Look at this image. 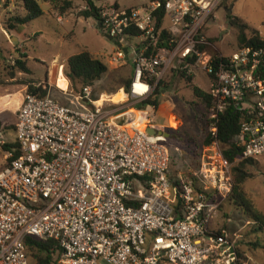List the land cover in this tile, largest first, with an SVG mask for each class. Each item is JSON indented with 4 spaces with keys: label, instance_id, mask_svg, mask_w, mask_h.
Instances as JSON below:
<instances>
[{
    "label": "built area",
    "instance_id": "built-area-1",
    "mask_svg": "<svg viewBox=\"0 0 264 264\" xmlns=\"http://www.w3.org/2000/svg\"><path fill=\"white\" fill-rule=\"evenodd\" d=\"M223 1L147 0L124 8L118 0H89L94 29L114 44L108 65L130 68L129 101L95 106L90 87L79 94L68 88L76 109L49 95L24 96L15 127L19 155L2 151L0 264H29L28 238L52 241L54 264H239L232 237L210 223L231 195L233 166L264 155V48L207 50L209 19ZM182 66L208 78L212 142L196 181L179 176L174 186L165 140L146 133L158 132L147 112L142 130L130 127L128 105L148 102ZM227 109L240 119L234 163L217 140Z\"/></svg>",
    "mask_w": 264,
    "mask_h": 264
},
{
    "label": "rangeland",
    "instance_id": "rangeland-1",
    "mask_svg": "<svg viewBox=\"0 0 264 264\" xmlns=\"http://www.w3.org/2000/svg\"><path fill=\"white\" fill-rule=\"evenodd\" d=\"M20 1L12 0L10 4L13 3L14 6L8 7L6 15L0 14L3 27L9 19L23 16L24 11ZM114 1L110 0L111 3ZM146 1L118 0V4L126 8L144 4ZM72 3V6L70 5L66 10H61L62 5L59 6V9H56L52 8L48 3H41L42 17L20 27L17 31L6 32L17 41V45L12 41L10 42L9 38H7V41L0 31L1 47L6 50L9 49L12 55L16 56L14 49L16 46L23 47L22 51L18 50L17 59L9 60L2 56L0 86L15 87L21 86L20 83L24 81L35 80L36 77L44 79V73L42 72L47 66L52 68L53 71L56 70L57 66L63 67L62 73L64 76L66 60L85 49V51H89L107 67V74L92 87L93 95L97 96V98L102 96L98 105L100 107L101 104L102 107L111 105L117 107V103L123 101L125 97L121 91L113 96L109 95L114 89L111 81L118 78L130 79V68L128 66L112 68L108 65V57L113 53L114 44L103 36L101 31H95L92 28V26L96 25L94 19H85L80 16L82 3L77 0H72ZM9 9L11 10L8 11ZM228 10L231 11L230 16L242 19L264 38V0H224L209 19L206 29V36L211 41V46L207 49L210 53L219 52L223 55H228L238 48L236 42L237 34L227 25ZM55 15L56 17H62V22L57 21ZM25 51L31 58L29 66L28 60L21 58V56L26 57ZM16 60L25 61L31 75L19 72L15 67ZM33 69H37L35 72L36 77L33 74ZM186 76L192 79L191 84H188ZM43 83L48 86V94L52 100L71 109L77 108L74 99L75 95L68 90L66 92L60 90L64 94L56 91L55 87H53L52 77L46 78ZM50 83L51 86H49ZM165 84L168 85V89L162 92L160 103L156 110H135L132 109L133 107L130 109L128 113L130 121L134 115H143L144 120L139 126L131 124V122L129 126L134 125L136 129L142 130L146 123L143 112H147L150 124L158 131H162V134H168L164 145L170 151L173 157V164L175 165L174 168L170 169V173L178 171L183 177L191 170L199 169L196 166L195 157L201 151L207 133L202 122L206 110L200 101L193 96L191 87H198L206 92L209 88L208 78L195 66L189 67L186 73L183 68L177 67L175 71L173 70V72L168 74ZM77 88L79 89V87ZM56 89L58 88L56 87ZM75 91L78 92V90ZM169 129H172V131ZM13 130L11 126H5L1 129L0 142L5 145L16 140ZM2 151L1 146L0 170L4 164ZM247 172L251 177L245 182L244 190L255 208L264 214V155L256 158L254 166L248 168ZM210 228L211 230L218 228L226 230L238 246L239 256L245 257L249 264H264V233L258 232L252 219L245 214L242 208L234 205L230 200V196L222 203L210 223ZM29 264H35L31 254Z\"/></svg>",
    "mask_w": 264,
    "mask_h": 264
},
{
    "label": "trees",
    "instance_id": "trees-1",
    "mask_svg": "<svg viewBox=\"0 0 264 264\" xmlns=\"http://www.w3.org/2000/svg\"><path fill=\"white\" fill-rule=\"evenodd\" d=\"M2 2V0H0ZM83 2L87 5V10H83L80 13V16L89 19L92 18L97 20L95 9L89 0H77ZM22 9L25 13L22 17H14L7 21L4 25V30L9 33L17 30L18 28L29 24L30 22L43 16V11L41 9V3H48L52 8L59 9V6L62 5L61 10H66L70 7L72 0H21ZM72 6V5H71ZM2 5H0V8ZM227 25L230 29H233L236 32V42L238 48L250 47V48H264V38H262L258 31L249 27L242 19L234 16H227ZM211 42V41H210ZM24 58V56H21ZM15 67L19 72H22L25 75H31V72L26 67L25 61L16 60ZM184 72H187L189 67H184ZM175 71V70H174ZM173 72V70H172ZM179 72V71H178ZM107 74V67L97 58L92 56L88 51H82L81 53L69 57L65 62L64 67V77L69 82L70 91L74 94H79L84 88L92 87L95 83L99 82L102 77ZM184 76V75H182ZM188 84H191V78L185 77ZM130 79H112L111 84L113 83L114 89L109 94L110 96L117 94L121 91L124 94V100L119 102L120 105L128 103V86ZM21 85L26 86V95H34L39 98H45L48 95V86L46 83L39 82L36 80L24 81L20 83ZM79 87V89L77 88ZM168 89V85L165 84V81L160 83L157 91L154 96L146 103L136 106V110L146 109L147 106L157 109L160 103V96L164 90ZM75 90H78L76 92ZM75 91V92H74ZM193 96L200 101L206 110L203 117V125L206 129V114L210 105L209 95L200 90L198 87H191ZM101 97L93 95L92 100L95 103V106H99L98 103L101 100ZM94 105L92 106L95 109ZM96 110V109H95ZM130 127L136 129L135 126L131 125ZM170 130V129H169ZM172 131V129L170 130ZM240 132V119L238 113L234 109H227L225 113L221 116L219 125H218V135L217 140L228 149L224 152L225 157L229 162L234 163L235 159L240 155L241 150L236 147L237 138ZM212 142V138L207 135L203 142V147L198 153L196 159V166L199 167L201 156L203 153V148L208 146ZM15 149V157H18L19 151L17 150V144H5L2 146L3 151H11ZM170 157V167L168 171V179L170 183L174 186L179 184L180 173H170V169L174 168L173 157L168 150ZM254 166V159L242 160L233 168V189L230 195V200L234 203L235 206L242 208L247 216H249L254 225L256 226L258 232L264 233V214L259 212L253 202L249 199L248 194L244 190L245 182L250 179L251 175L247 172L248 168ZM197 170H191L181 178L184 181H196ZM176 210L179 211V206L176 207ZM27 254L30 260V254L35 261V264H54V255L52 250L55 244L52 241H38L33 238H28L25 242ZM239 264H249L248 260L245 257L239 256Z\"/></svg>",
    "mask_w": 264,
    "mask_h": 264
},
{
    "label": "crops",
    "instance_id": "crops-1",
    "mask_svg": "<svg viewBox=\"0 0 264 264\" xmlns=\"http://www.w3.org/2000/svg\"><path fill=\"white\" fill-rule=\"evenodd\" d=\"M12 0H2V4L0 3V5H2V7L0 8L1 11V15H6V10L8 9V7H13L14 4H10ZM82 3V8H81V11H83V7H85L84 3L83 2H80ZM133 7H136V6H133ZM11 9H9L8 11H10ZM23 14V13H22ZM25 14V13H24ZM23 14V16H24ZM55 18L57 21L59 22H62V17H56L55 15ZM65 20V19H64ZM95 26V25H94ZM92 28L94 29V27L92 26ZM19 29V28H18ZM17 29V30H18ZM15 30V31H17ZM95 30V29H94ZM0 31L2 32V34L4 35V37L7 39L9 38L10 42L12 41L13 38H11L10 35H8L6 33V31L4 30V27L3 25L1 24V20H0ZM96 31V30H95ZM14 32V31H13ZM37 36V35H36ZM30 40V39H29ZM8 41V39H7ZM17 45V43H16ZM15 49V52H16V56L12 55L11 54V51L8 49H4L3 47H1V44H0V63H1V59H2V56L4 58H7V59H17V56L19 55L18 54V50H21L23 49L20 48V47H17L14 48ZM85 50V49H84ZM87 51V50H86ZM24 52V51H23ZM89 52V51H88ZM90 53V52H89ZM91 54V53H90ZM92 56H94L93 54H91ZM25 60H28V66H29V62L31 60L30 56L26 53L25 51ZM95 57V56H94ZM53 61V60H52ZM105 65V64H104ZM57 66L56 70L53 71L52 68H50L49 66H47L44 71L42 73H44V79H41V78H38L35 76V72L37 71V69H33L34 71V76L36 77V81H39V82H43V81H46V78L48 77H52V81H53V87H55V90L60 92L61 94H63L61 91H59L60 89H56V85H55V81H56V78H57V73H58V69H60L61 73H62V70H63V67H59ZM30 68V67H29ZM131 73V72H130ZM63 75V73H62ZM66 79V78H65ZM41 80V81H40ZM13 81V80H12ZM67 81V79H66ZM68 83V87L66 90H68L69 88V82L67 81ZM21 85V84H20ZM51 86V83L50 85ZM65 90V91H66ZM64 91V90H62ZM26 95V86L24 85H21V86H8V87H2L0 86V130L3 129L5 126H11L13 127V132H14V135H15V127H16V124H17V113H18V110L20 109L21 105H22V102H23V99H24V96ZM49 95V94H48ZM109 101V100H108ZM118 105H120L119 103H117ZM142 105V104H141ZM129 106V110H128V113L130 111V109H135L136 106H140V105H128ZM136 110V109H135ZM149 110V109H148ZM133 111V110H132ZM136 112V111H134ZM138 113H141V112H138ZM145 113V112H143ZM130 116V115H129ZM143 115H134L133 118L131 119V124H134V125H141L143 123V120L144 118L142 117ZM174 117V116H173ZM175 122H177L175 119H174ZM133 125V126H134ZM136 127V126H135ZM16 140H14L12 143L10 144H13L15 143ZM4 162V160H3ZM4 165V164H3ZM211 229V228H210ZM219 230L216 229V230H212V231H217ZM238 248V246H237Z\"/></svg>",
    "mask_w": 264,
    "mask_h": 264
},
{
    "label": "bare ground",
    "instance_id": "bare-ground-1",
    "mask_svg": "<svg viewBox=\"0 0 264 264\" xmlns=\"http://www.w3.org/2000/svg\"><path fill=\"white\" fill-rule=\"evenodd\" d=\"M59 68V67H58ZM55 85L58 89L60 90H66L67 87H68V83L65 79V77L62 75L60 69H58V73H57V78H56V81H55Z\"/></svg>",
    "mask_w": 264,
    "mask_h": 264
},
{
    "label": "water",
    "instance_id": "water-1",
    "mask_svg": "<svg viewBox=\"0 0 264 264\" xmlns=\"http://www.w3.org/2000/svg\"><path fill=\"white\" fill-rule=\"evenodd\" d=\"M230 15H231V11L228 10L227 16H230ZM108 39H110V38H108ZM12 42H14L15 44L17 43V41L15 39H12ZM146 133L149 136H161V137H163L164 140H166L168 138V134H162L161 132H157L155 129H152V128H147Z\"/></svg>",
    "mask_w": 264,
    "mask_h": 264
},
{
    "label": "flooded vegetation",
    "instance_id": "flooded-vegetation-1",
    "mask_svg": "<svg viewBox=\"0 0 264 264\" xmlns=\"http://www.w3.org/2000/svg\"><path fill=\"white\" fill-rule=\"evenodd\" d=\"M158 132H161L162 133V131H158Z\"/></svg>",
    "mask_w": 264,
    "mask_h": 264
}]
</instances>
